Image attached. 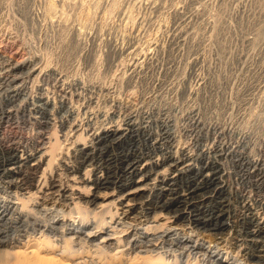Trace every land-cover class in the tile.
Here are the masks:
<instances>
[{
	"label": "rangeland",
	"instance_id": "obj_1",
	"mask_svg": "<svg viewBox=\"0 0 264 264\" xmlns=\"http://www.w3.org/2000/svg\"><path fill=\"white\" fill-rule=\"evenodd\" d=\"M34 65L44 69L22 82ZM18 66L14 76L23 86L14 104L48 98L52 140L62 143L54 142L58 149L70 148L61 121L98 128L132 114V148H144L150 137L143 122L163 123L174 136L166 153L153 159L173 157L157 175L177 160L194 170L207 166L205 158L221 142L228 156L217 162L232 210L240 211L238 197L246 193L264 203L256 178L238 174L246 164L240 156L264 167V0H0V71ZM3 130L30 141L41 132L27 118ZM153 132L148 145L161 130ZM76 135L85 140L83 131ZM230 232L228 227L198 238L209 243L226 235L230 241ZM232 243L226 245L231 253L238 250Z\"/></svg>",
	"mask_w": 264,
	"mask_h": 264
},
{
	"label": "bare ground",
	"instance_id": "obj_2",
	"mask_svg": "<svg viewBox=\"0 0 264 264\" xmlns=\"http://www.w3.org/2000/svg\"><path fill=\"white\" fill-rule=\"evenodd\" d=\"M19 68L0 71V264H264V203H255L246 193L238 197L240 211L232 210V194L228 196L217 162L228 156L224 144H216L211 156H205L207 166L194 170L177 160L157 175L173 157L153 159L166 153L174 136L163 123L143 122L150 137L153 128L162 134L149 145L150 137L146 139L142 149L132 148L127 143L135 132V117L126 114L98 128L59 122L70 148L58 149L48 98L14 104L23 86L14 76ZM43 69L30 66L20 80L34 79ZM19 118L33 120L41 130L36 141L4 132V126L10 129ZM79 131L85 140L78 139ZM239 158L246 162L239 178L254 177V186L263 188L260 161ZM55 161L60 166L50 172ZM112 204L116 211L105 216ZM228 227L230 241L226 235L209 243L198 238L217 236ZM231 242L238 248L233 254L226 247Z\"/></svg>",
	"mask_w": 264,
	"mask_h": 264
}]
</instances>
